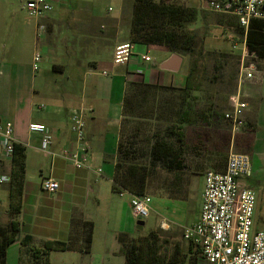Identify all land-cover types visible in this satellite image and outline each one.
Listing matches in <instances>:
<instances>
[{"label":"crops","instance_id":"0c3cea01","mask_svg":"<svg viewBox=\"0 0 264 264\" xmlns=\"http://www.w3.org/2000/svg\"><path fill=\"white\" fill-rule=\"evenodd\" d=\"M29 1L32 0H26ZM66 3L44 19L24 25L19 21L17 0H0V121L12 123L16 144L24 150L22 174H17L13 161H5L2 169L13 181L0 189V217L9 216L12 209V193L17 187V183L13 184L14 179L22 182L16 216L20 234L8 249L7 264H126L124 243L119 241V236L134 238L157 229L163 209L152 206L150 217L143 220L145 225L139 231V219L119 200V197H125V192L121 195L113 189L125 96L133 84L183 89L189 64L185 65L187 58L164 46L138 45L129 63L117 65L114 51L118 45L129 42L125 39L124 29L127 27L125 22L131 18L133 0H118L116 6L96 0ZM60 13L65 15L58 16ZM62 23H72L75 30L79 29V39L89 42L83 51L94 53L105 40L111 41L109 50L91 54L89 59L69 44L55 43L50 48L49 31L57 28L56 33H59L58 25ZM40 30L45 33L46 41H39ZM12 36L8 51L4 44ZM152 49L161 53L160 58L151 56ZM36 53L41 55L40 63L51 65L39 76H35L33 70ZM29 54H32L31 78L27 75L30 65L21 61ZM142 54L149 55L152 61L144 62ZM5 55H8L7 59ZM162 64H166L165 70L159 68ZM243 92L249 103L244 114L245 128L237 137L232 133L227 137L224 153L229 154L236 144L240 146L242 141L249 139L245 154L251 158L252 174L241 179L252 189L251 186L264 182V63L257 68L255 81L246 84ZM75 109L85 112L87 122L89 154L83 169L75 168L63 154L68 144L76 150L77 138L70 129V115ZM31 124H42L49 129L53 137L49 146L51 154L42 150V135L29 131ZM216 151L207 147L197 157L205 166H217L212 159ZM98 168L102 169V174L97 173ZM31 173L38 176L29 180ZM49 177L59 183V190L54 194L44 191L41 186ZM203 190L204 181L199 210L185 222L173 220L171 228L165 229L166 232L171 230L168 234L173 236L167 249L173 260L166 264L198 263L200 253L184 240L183 231L200 218ZM160 200L163 208H167L166 204H183L165 198ZM74 216L94 224L88 254L79 249H56L55 243H68ZM25 237H31L32 241L29 244L23 242ZM78 246H82V240Z\"/></svg>","mask_w":264,"mask_h":264},{"label":"rangeland","instance_id":"374dc122","mask_svg":"<svg viewBox=\"0 0 264 264\" xmlns=\"http://www.w3.org/2000/svg\"><path fill=\"white\" fill-rule=\"evenodd\" d=\"M67 4L74 2H83L85 0H62ZM106 5H115L118 0H96ZM26 0H17L19 21L25 25H32L35 19L28 15L25 9ZM165 3L185 8H196L200 10V18L192 23L190 26L182 30H176L182 40L194 37L195 46H193L194 55H188L187 62L189 64V71L195 59H200L202 68L200 73V87L199 91H192L189 94L185 92V88H150L146 86L131 87L127 91L125 112L121 122L119 133V141L122 144V150L117 162L120 164L118 172L119 177L131 176V168H135L139 173L147 174V191L146 195L153 198V207H162L160 214L161 222L157 229L149 231L148 234L135 236L134 238L127 237V245L132 242L142 243L144 248L146 241L151 238H156V246L163 254L168 249L172 241V235L165 231L167 227L171 228L173 220L186 221L191 215L200 208V196L203 189L204 176L207 170L214 169L216 171H223L227 162L228 153H224L227 148V137L232 133V127L228 121L220 122L218 125H213V118L216 114L225 115L230 110V98L236 92L234 90V78H238L239 71V54L233 50L234 40L238 39L235 32L228 29V21L233 19L222 17L212 13L204 12L200 9V0H157V3ZM134 3V2H133ZM104 6V5H103ZM61 5H55L52 13L60 9ZM131 18L125 22L127 26L125 31V39L130 42V31L133 18V4L131 6ZM65 13H60L58 16H64ZM106 15V10H105ZM113 15V14H111ZM164 21H156L160 27L164 26ZM59 33L57 28L49 31L48 44L51 48L55 43H60L62 46L72 45L81 56L89 59L92 55L106 52L111 46V41L105 40L98 51L89 53L84 50L88 47V41L80 40L78 33L79 29L75 30L73 24L62 23ZM123 27V23H122ZM121 27V28H122ZM102 31H105L102 29ZM39 41H46L45 33L40 30ZM13 36L4 44L6 48L13 42ZM33 44L31 45V47ZM33 50V48H30ZM168 49V48H167ZM42 52V49H38ZM81 51V53H80ZM151 56L160 58L161 53L157 50H151ZM40 54V53H39ZM67 55V53H65ZM106 54V53H105ZM51 56V55H50ZM105 56V55H104ZM53 58V56H51ZM5 59L8 55H5ZM32 54L22 58L26 61L27 75L31 78L30 60ZM262 65V62H259ZM49 65V64H48ZM44 63L38 64V70L34 72L35 76H39L50 69ZM188 104L192 105V114L196 123L194 125H184L183 132L185 134L184 140V163L186 169L183 171H171L163 163H154L151 158V147L156 140H161L167 144L174 145L179 148L177 135L174 131L180 125L181 114L188 110ZM114 108V107H113ZM111 128L113 126L111 125ZM230 131V132H229ZM241 133V132H239ZM237 133L235 137L238 136ZM233 134V133H232ZM236 141L235 143H237ZM249 139L242 141L241 145H235L233 151L238 153H247ZM212 148L216 151L215 157H212L213 162L217 166H205L200 159L199 153L205 148ZM30 179L38 176L31 173ZM242 179L245 185L246 180ZM256 195V210L254 214V228L256 230H264V182L261 184L251 186ZM124 193L123 197H119L123 206L131 208V195L127 191L120 190ZM127 192V193H126ZM130 194V193H129ZM16 196H18L16 194ZM120 196V195H119ZM169 197V198H168ZM160 198H165L171 201L183 202L177 204L180 206H173V204H166L167 208H163ZM15 206L18 204V198L14 202ZM184 205V206H182ZM132 210V208H131ZM9 216L0 217V226L6 231H9L11 220H17V217ZM162 224H166V228H162ZM169 228V229H170ZM148 229V227H147ZM146 229V230H147ZM185 230V228H184ZM184 232V231H183ZM181 234V233H180ZM146 249V248H145Z\"/></svg>","mask_w":264,"mask_h":264},{"label":"built area","instance_id":"2783aa9c","mask_svg":"<svg viewBox=\"0 0 264 264\" xmlns=\"http://www.w3.org/2000/svg\"><path fill=\"white\" fill-rule=\"evenodd\" d=\"M200 9L222 17L234 19L243 35L235 39L233 50L239 54L237 90L230 98V110L225 120L230 123L235 136L245 128L244 114L249 103L243 92L246 84L256 79L257 66L247 48L248 31L254 21H264V0H200ZM62 0H32L26 3L28 15L44 19L52 13L55 5L64 4ZM138 44L131 42L118 45L114 51V63L125 65L136 53ZM144 62H151L147 54H142ZM33 70H38L41 55H34ZM107 73L104 72V75ZM70 129L77 138L76 150L67 145L63 154L75 168L86 167L89 144L86 141V115L83 110L75 109L70 115ZM31 133L42 135V150L48 154L53 137L42 124H31ZM16 141L12 123L0 121V189L12 182V177L2 172L5 161H13ZM102 174L101 168L97 170ZM252 174L251 158L248 154L230 151L224 171L209 169L204 176L202 209L199 220L185 228L183 238L200 253L197 264H264V230L254 228L256 195L243 185L241 178ZM42 189L50 194L59 190V183L53 178H45ZM121 195H123L121 193ZM133 215L139 220H147L151 215L153 198L149 195H131ZM162 228L166 224L161 225Z\"/></svg>","mask_w":264,"mask_h":264},{"label":"trees","instance_id":"16d2710c","mask_svg":"<svg viewBox=\"0 0 264 264\" xmlns=\"http://www.w3.org/2000/svg\"><path fill=\"white\" fill-rule=\"evenodd\" d=\"M133 18L130 31V42L143 46H164L172 53L179 54L183 57L194 55L193 46H195L194 37L188 36L187 39L182 40L176 30H182L195 23L200 18V10L196 8H185L165 3H157V0H133ZM156 21H164V26L160 27ZM228 29L235 32L238 36L243 35V31L238 28L236 22L228 21ZM235 42V41H233ZM247 48L250 55L255 54L258 69L262 67L259 62L264 63V21H254L251 29L248 31ZM200 59H195L190 68L189 75L185 86V92L189 94L192 91H199L200 73H201ZM234 90L237 89V77L234 78ZM146 86L144 84H133L131 87ZM128 91V90H127ZM127 95V93H126ZM126 106V96L123 106V115ZM189 109L184 111L180 117V125L174 131L177 135L179 148L174 145L167 144L164 141L156 140L151 147V158L154 163H163L171 171H183L187 167L184 163V140L185 134L183 132L184 125H194L196 123L192 114V105L188 104ZM216 117H211L213 125H218L225 120V115L216 114ZM122 150V144H118V157ZM24 150L15 145V154L13 164L16 167L17 174L24 172ZM120 164L117 162L114 175L115 191L124 190L134 196H144L147 191V174L139 173L135 168H131V176L119 177L118 172ZM225 169V168H224ZM222 172V171H219ZM13 181V179H12ZM12 183V182H11ZM17 187L12 193L13 205L10 215L15 217L19 212V197L22 195V186L20 179H14ZM16 194L18 196H16ZM18 198V204L15 206L14 202ZM169 198V197H168ZM10 230L6 231L0 226V264H7V252L9 247L14 244L20 234L19 223L12 219L10 223ZM94 224L92 222L83 221L82 218L74 216L71 221V234L68 243H55L56 249L61 251L79 249L81 252L88 254L91 250V243L93 240ZM82 240V246H78L79 241ZM23 242L29 244L32 241L31 237H25ZM119 241L124 243L123 253L126 257V264H166L173 260L168 254L167 249L164 254L158 250L156 246V238H151L146 241L145 248L142 243L132 242L127 245V236L120 235ZM171 257V258H170Z\"/></svg>","mask_w":264,"mask_h":264},{"label":"water","instance_id":"95a60500","mask_svg":"<svg viewBox=\"0 0 264 264\" xmlns=\"http://www.w3.org/2000/svg\"><path fill=\"white\" fill-rule=\"evenodd\" d=\"M159 68H160L161 70H165V69H166V64H162V65H160ZM144 225H145V221H143V220H139V221L137 222V226H138L137 229H138L139 231H142ZM138 234H139V232H138Z\"/></svg>","mask_w":264,"mask_h":264}]
</instances>
